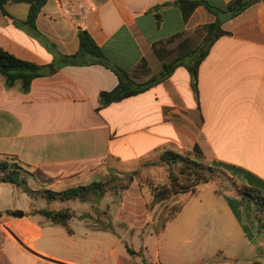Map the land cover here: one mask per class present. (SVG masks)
<instances>
[{"label": "crops", "instance_id": "crops-1", "mask_svg": "<svg viewBox=\"0 0 264 264\" xmlns=\"http://www.w3.org/2000/svg\"><path fill=\"white\" fill-rule=\"evenodd\" d=\"M175 1L47 0L36 19L37 31L26 24L28 4L9 3L7 14L0 10V47L23 60L59 67L36 78L27 93L20 83L7 88L0 75V160L16 158L27 169L28 187L36 200L47 203L31 209L73 213L69 234L39 213L23 210L25 216L17 218L6 216L10 209L2 211L0 219L7 218L14 236L0 223V264H152L130 243V234L155 229L148 189L133 183L123 194L105 195L101 202L106 206L112 195L120 199L113 198L110 205L113 225L108 228L84 217L93 208L90 204L80 212L68 202H85L48 201L40 192H61L103 181L109 174L148 169L145 165L166 151L192 152L197 147L211 165L237 168L244 184L264 194V0L223 23L227 34L200 64L196 87L189 70L180 66L146 92L100 108L101 93L119 83L116 73L94 62L64 65L63 56L79 51V32L86 30L113 64L137 78L145 62L149 75L144 81L149 80L163 65L155 46L164 49L173 43L167 40L182 34L176 46L188 41L186 49H196L206 35L202 27L217 18L200 5L185 21ZM204 1L226 10L232 0ZM5 185L22 190L0 182ZM203 185L207 191L201 190ZM203 185L192 196L196 202L206 196L229 209L227 200L235 199L230 193H216L217 183ZM183 198L174 203L182 204ZM55 202L61 203L58 209L51 207ZM238 229L247 238L239 221ZM255 232L264 247L262 232Z\"/></svg>", "mask_w": 264, "mask_h": 264}, {"label": "rangeland", "instance_id": "rangeland-1", "mask_svg": "<svg viewBox=\"0 0 264 264\" xmlns=\"http://www.w3.org/2000/svg\"><path fill=\"white\" fill-rule=\"evenodd\" d=\"M201 34L194 36L193 45L199 42ZM178 42L166 44L164 49L162 48L160 53L166 56L164 60H169L177 53L176 45ZM169 51L173 53L168 56L167 53ZM159 59L164 61L161 58ZM147 71L148 74L146 73ZM137 75L138 81H144L149 75V68L146 67V70L140 69ZM176 153L193 158V155H190V151ZM153 159L150 161L151 164L149 166L145 165L148 169L136 168L134 171L124 175L109 174L103 181H100L106 185V188L108 187L105 195L108 193L123 194L130 189L133 183L138 184L136 188L139 190L142 188L148 189L151 198L149 205L151 204L154 225L156 224L155 216H168V209L174 204L177 206L178 203H174V201L183 195L184 198L181 205L184 208L183 210L181 209L182 212L176 214L175 218L167 223L163 231L157 233L155 229L148 230L145 228L135 234H130V243L135 247L138 255L150 261L160 260L162 264H264V247L259 245L260 240L257 239L258 235L255 232V230L262 232L261 237L264 240V211L261 210L259 204L242 196L241 187L244 183L239 176L226 168L224 170L215 166L221 169L219 170L221 174L223 171L225 172V177L223 178L222 175V177L215 178L214 181L209 182L218 184L216 193L222 194L225 191L235 198L230 201L227 200L229 209L226 208V205L222 208L219 201L212 202L211 198H206V196L203 197L202 203L196 202L190 193L180 194L176 199H172L162 205H152L154 199L153 187L169 184L170 173L178 175L179 170L183 166L180 163L169 165L166 162H162L160 154ZM201 162L205 165L211 164L205 160H201ZM24 169L27 170L26 168ZM31 183L34 182L32 181ZM8 187L9 185L0 187V212L7 211V209L12 210L6 213L7 217H13L12 212L16 209L25 210L27 214L37 213L42 209H31L34 205L43 207L47 204L41 199L36 200V195L30 188L31 194L25 193L20 189L15 192L14 190H9ZM202 188L201 190L207 191L209 187L203 185ZM103 197L96 199L92 195L89 196V200L85 203L78 201H70L68 203L72 206L80 207V212L90 204L94 209L92 208L91 211L89 210L90 207H88L84 217L92 219L102 228H108L113 225L110 220V205L115 204L113 198H116L118 203L120 199L118 196L112 195L110 198L112 202H109V206H106L101 202ZM59 205L61 203L55 202L51 204V207L52 209H58ZM65 210H68L73 217L70 209ZM238 221L245 226L247 238H244L243 233L238 229ZM8 222L7 218L6 220L0 219L6 234L11 237L14 236V233L7 224ZM74 222L76 223L75 220Z\"/></svg>", "mask_w": 264, "mask_h": 264}, {"label": "trees", "instance_id": "trees-1", "mask_svg": "<svg viewBox=\"0 0 264 264\" xmlns=\"http://www.w3.org/2000/svg\"><path fill=\"white\" fill-rule=\"evenodd\" d=\"M258 1L259 0H232L226 10H221L213 8L204 0H176L174 4L181 9L185 21L190 19L195 9L200 5H205L211 12H213L217 16L216 21L202 27V30L206 32V35L202 44L196 49H186L188 44L187 41L177 46V53L174 56H172L169 60H164L166 56L160 53L162 47L155 46V53L164 61L161 71L147 81L140 82L138 81L135 73L127 72L113 64L105 55L102 48L95 42L86 30H81L79 32V51L74 55L63 56L65 61L64 65L69 63L84 64L94 62L104 65L116 73L119 83L113 90L101 93L100 108L107 107L113 103L121 102L127 98L146 92L151 87L168 79L180 66H185L189 70L193 86L196 87L198 83V71L200 64L209 54V51L214 43L219 38L227 34V32L222 29L223 23L228 19L238 16ZM9 3L28 4L29 14L26 24L37 31L36 19L43 7L46 5L47 0H0V10L7 14L5 6ZM181 36L182 34H179L167 40L166 43L174 42L176 38ZM171 53L173 52L169 51L167 55L169 56ZM144 63L145 62L142 63L140 69L145 67ZM58 68L59 67L55 64L40 65L23 60L0 47V75L5 78L7 88H13L20 83L21 91L27 93L30 91L32 82L36 78L53 74ZM190 155H193V158L188 157V155H181L174 151H166L161 154L162 162H166L169 165L180 163L183 166L179 170L178 175L170 173L169 184L160 187H153L152 192L154 199L152 205L165 204L172 199H176L183 193L195 195L201 184L214 181L215 178H220L222 175L223 178L225 177V172L223 171L221 174V171H219L221 169H218L211 164L205 165L201 162V160H207L197 147L194 151L190 152ZM225 168L235 175L241 173L240 170L233 166L226 165ZM27 173V170H25L24 167L17 162L16 158L7 157L4 160H0V182L15 185L31 194L32 192L27 184ZM241 189L243 197L253 200L255 203L259 204L261 210L264 211V194L262 191L246 184L242 185ZM107 191L108 187L106 188L105 184L101 182H94L90 185L70 188L61 192L44 190L40 192V194H42L43 198H46L48 201L79 200L81 202H87L89 200V196L93 195L97 199L99 197H103ZM149 207L152 209L151 204ZM181 209V204H177V206L174 204L170 207V209H168V216H155V231L157 233L163 231L166 228L167 223L172 221ZM37 213L45 216L53 224L63 226L69 234H73V230L70 226L72 216L68 210L52 211L42 209ZM0 216H2L1 212ZM128 251L130 254L135 253L130 249Z\"/></svg>", "mask_w": 264, "mask_h": 264}, {"label": "water", "instance_id": "water-1", "mask_svg": "<svg viewBox=\"0 0 264 264\" xmlns=\"http://www.w3.org/2000/svg\"><path fill=\"white\" fill-rule=\"evenodd\" d=\"M12 216L17 217V218H22L25 216V212L22 210H15L12 212Z\"/></svg>", "mask_w": 264, "mask_h": 264}, {"label": "built area", "instance_id": "built-area-1", "mask_svg": "<svg viewBox=\"0 0 264 264\" xmlns=\"http://www.w3.org/2000/svg\"><path fill=\"white\" fill-rule=\"evenodd\" d=\"M152 264H162L161 263V261L160 260H155V261H153V263Z\"/></svg>", "mask_w": 264, "mask_h": 264}]
</instances>
